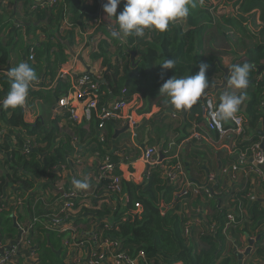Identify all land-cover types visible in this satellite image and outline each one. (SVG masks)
<instances>
[{"label": "trees", "instance_id": "1", "mask_svg": "<svg viewBox=\"0 0 264 264\" xmlns=\"http://www.w3.org/2000/svg\"><path fill=\"white\" fill-rule=\"evenodd\" d=\"M40 1H22L25 11L23 16L27 19L12 22L10 32L17 34L19 27L26 30H35L39 25V28L46 27L47 38L26 44L23 55L25 61L36 71L38 80L44 73L50 74L54 80L52 90L46 93L41 87L38 88L43 81H35L27 96L29 99L33 96L41 98L44 105L54 104V117L49 120L37 117L33 122H26L25 105L16 109L0 108V128L5 129L0 139V243H9L16 238L18 229L13 225L14 217L19 226H28L23 233L22 242L24 245H31L35 257L34 260H27L25 255L19 254L14 256L11 264H87L83 258L79 261L77 252L72 260L69 259V247L65 242L87 240L94 227L95 235L103 239L119 240L132 257L142 250L144 259L138 264H251L238 259L232 242L236 241L238 234L244 232L252 238L260 235L253 243L254 255L264 264V205L260 199L251 198L256 192L254 183L258 180L264 188V179L251 171L248 163L252 156V145L264 138V68L257 75V67L264 64V0H232V7L236 11L234 15H214L210 10L216 5L209 3V0H195L196 7L190 8L186 19L170 23L165 32L145 29L143 37L121 35L125 45L120 38L112 37L111 30H104L109 38L108 42L104 39L86 38L84 45L87 44L91 59L101 60V66L106 67L103 80L97 79L94 74L90 75L92 82L98 84L99 90L97 104L91 110L88 121L71 120L68 108L57 105L56 100L72 90L76 76L73 74L71 77H55V69L58 64L66 61L67 57L63 53L66 48L65 41L71 42L75 34L73 30L76 25L71 20L72 15L92 17L98 0H94L93 8L83 6L80 0H61L58 4L49 6H41ZM121 5L124 6L123 2ZM65 13L74 28L60 33L58 29ZM250 13L252 16L249 18ZM250 22L258 28L257 31L250 28ZM82 24L84 27L91 26L83 22ZM220 40L230 42V49L235 54L230 66L244 62L254 65L249 74L250 81H253L245 90V108L239 112L244 119L243 131L238 135L229 133L223 140L224 144L233 140L234 150L243 152L246 156L235 172V177L228 178L222 169L215 173V180L208 185L215 191L212 196H208L203 189L198 188L199 185L192 183L189 188L180 191L176 184L164 177L163 167L166 164L174 165L179 160L187 175L186 165L179 154L168 149L164 140L161 151L165 156L159 163L147 164L143 183L136 184L132 180L123 179L117 167V157L110 152L109 142L118 139L112 138L113 132L120 126L119 123H125V118L117 115L107 119L103 128L108 134L104 131V141H100L98 115L102 107L118 99L129 102L135 93L141 94L147 104V98L158 95L166 79L173 75H194L199 71L201 62L209 64L206 71L209 87L205 92L213 94L217 91V101L220 103L224 87L214 91V86L221 82L222 67H226L222 55L227 53L215 49V44ZM55 47L58 48L57 51H54ZM31 48L34 60H29ZM9 49L0 40V69L6 72L11 69L8 63ZM114 52L120 54L118 59L110 57ZM133 55L138 56V59H133ZM165 58H174L176 65L173 70H165L164 78L161 79L159 64ZM9 90L10 81L6 73L0 72V101ZM165 102L169 104L173 117L181 121L187 119L186 114L182 116L185 111L176 110L170 103V98ZM149 106L150 104L146 110H149ZM200 116L202 106L197 102L189 109L188 118L199 120ZM230 126L231 124L226 127ZM187 127L193 126L184 122L182 129L177 127V130L183 131L181 139L188 137V132H184ZM194 131L198 132L193 127L189 137ZM162 137L166 139L165 136ZM216 137L218 140L221 138L218 132ZM25 145L30 147L28 153L23 152ZM200 146L196 144L194 147ZM146 147L153 145L147 144ZM220 151L230 165L239 163L236 151L229 153L227 147L225 149L221 146ZM78 154L80 162L89 154L102 160L100 164L106 157L112 159L115 170L111 174L120 177L119 190L111 189L110 175L94 182L92 169H78ZM62 168L69 169L70 172L66 175L61 190H58L55 185L60 180L62 182ZM210 171L214 172V169ZM224 176L227 178L223 179ZM73 178H87L91 185L89 189L83 190L85 197H71V218L76 220L77 216L85 215L88 223L92 225L87 231L78 226L76 233L80 234V239L72 238L69 232H62L59 225L53 228L47 225L53 218H63V213L55 214L52 204H61V192H67L74 187ZM7 189L11 191L10 195L4 196ZM40 189H49L54 192V196L38 197ZM11 196L23 200L22 206L9 204ZM82 199H94V202L86 207ZM189 199L194 205L200 204V210H205L198 217L199 221L195 226L188 223L189 214L183 209V202ZM229 212L234 213V222L227 221L225 216Z\"/></svg>", "mask_w": 264, "mask_h": 264}, {"label": "crops", "instance_id": "2", "mask_svg": "<svg viewBox=\"0 0 264 264\" xmlns=\"http://www.w3.org/2000/svg\"><path fill=\"white\" fill-rule=\"evenodd\" d=\"M22 1L23 0H17L16 2H14L13 0H0V40L1 42H3V45H8V49L10 48L8 63H10L11 68L15 67L18 63L25 61L23 49L25 48L26 44L42 41L43 39L47 38L48 34V31H45L46 27L43 26L39 28L40 25L35 30H26L24 27H19L16 31L17 34L10 32V26L12 22H14L15 20L22 21L23 19H27L23 16L25 11L23 10L21 5ZM80 1L83 6L89 8L94 7V0ZM105 3L106 0H98L96 10L93 13L92 17H78L77 15H72L71 20L73 19L76 25L73 30L75 34L73 35L72 41L68 42L69 47L66 45V48L63 51L67 59L62 64H58L57 68L55 69V77H59L61 72H66V76H68V74L71 72L75 75H79L82 72H85V65H87L90 67V73L99 76L101 79L104 78L103 72L104 70H106V67L101 66V60L91 59V57L89 56V50L86 47L87 44L84 45V37L88 39H104L108 42L109 38L104 30H107L109 32V30L118 27L115 17L108 18L107 14L104 12L103 5ZM123 7L124 6H122L121 4L118 6L117 14H119L123 10ZM82 22L91 26L86 28L84 27ZM42 35H44L45 38H43ZM120 40L122 44L125 45L126 42L124 40V37H121ZM57 50L58 48L55 47L54 51ZM71 52H73L74 55ZM77 55H81V60L77 58ZM110 57H113V59H118L120 57V54L114 52L111 53ZM132 58L138 59V56L133 55ZM225 66H230V62H228L227 65L225 64ZM8 70H10V68ZM37 81H43L42 84H39L38 88L41 87L44 93L52 90L54 80L52 79L50 74L44 73ZM226 87L227 85L224 87V90H226ZM208 92L209 91L205 92L204 94ZM204 94H202L201 98L198 100V102L202 106V116H200V119L197 120L195 118H188L189 110H187L182 114V116L186 114L187 119L185 121H181L178 118L172 116L173 112L171 111V109H169V104L165 102V100L168 99L167 96L158 94L153 98H147L148 103L146 104V101L143 100L141 94H133L130 100V104L122 113L126 118V121L128 119L135 121V126L130 127L125 132L118 134V139H116L115 141L109 142V145L111 147L110 152L113 156L117 157V167L119 168L121 177L123 179L132 180L136 184L143 183L147 172V163L142 158L143 150L147 146V144L153 145V147L157 150V158L158 154L162 152L161 145L163 144L164 140H166L168 149L175 152L176 154H179L183 159V163H185L186 165V172L188 175V177L187 175L186 177L189 179L190 183L194 185L204 184L207 173L210 172L211 169H214V171H216L219 165H221L220 168L222 170L224 169L226 171H223V174L228 175V178H231L230 175L227 174L228 171L226 170L229 167L230 162L225 156L222 155V152H220L218 158L216 155V151H220V141L216 137V133L218 131L215 128H210L208 126L209 123L207 122L202 105ZM213 95L216 99H218L219 95L217 94V91L214 92ZM149 104V110H146ZM54 107V104L51 106H49L48 104L44 105L41 98L33 96L25 106L24 119L26 122H33L37 117H44L45 120H49L50 118L54 117ZM77 113H81V105L78 106ZM196 120L197 122L195 123ZM149 122H152V124H148ZM184 122L185 124L191 123V125L196 128V131L201 134L200 140L197 141L188 139L193 127H187L184 132H188V137L181 139V134L183 133V131L177 130V127L180 126V129H182V124H184ZM119 124L120 126L116 127L115 130L120 129L123 126L121 123ZM164 124H171V126ZM229 124H231L230 120L224 122L225 126ZM82 126L85 127L84 125ZM104 131H106L107 135L108 131L105 129ZM158 136L160 137L157 139ZM162 136H165L166 139H164ZM112 138L114 139L113 136ZM194 144H199L201 146L194 147ZM199 148H202V150H200ZM101 161L102 160H97L89 154L87 155V158L83 162H81V164L77 165V168L91 170L96 166H101ZM69 172V169H65L62 171V182L61 180L58 181L60 186L63 185L64 179ZM225 178L227 177L224 176L223 179ZM181 187L182 186L179 187V190L183 191L184 189H181ZM254 187L256 192L252 195L251 198L260 199L262 205H264V188L261 186L260 181L257 180L254 183ZM9 193L10 190L7 189L4 193V196H6V194L9 195ZM176 194L178 196V192H176ZM42 195H44L43 198L49 196L50 198H52L54 196V192H50L49 189L46 190L45 193L43 191H39L38 197H42ZM179 195H181V193H179ZM101 203L102 201L100 202V204ZM84 205L88 206V202L84 203ZM183 205L184 211L189 214L188 223L191 226L193 224V226H195L199 221L198 217L203 215L205 213V210H200L201 205H194V203L190 199L188 201H184ZM52 206L55 208V214L60 211V209L57 210L61 206V204L59 205L58 202L53 203ZM77 217L78 218L74 220L75 224L80 223L83 226H86L88 224L85 215ZM90 226L92 228L91 223ZM236 237V241L233 240L232 242V248L233 251L238 254L242 253L246 249V247L248 246V240L252 237L248 236V234L245 232L243 234H238ZM82 249L86 250L85 245ZM254 251L255 247L252 245L250 252L243 257L244 262L251 264H262V261L254 255ZM75 253L76 251H72V255H74ZM174 264L179 263L177 262Z\"/></svg>", "mask_w": 264, "mask_h": 264}, {"label": "built area", "instance_id": "3", "mask_svg": "<svg viewBox=\"0 0 264 264\" xmlns=\"http://www.w3.org/2000/svg\"><path fill=\"white\" fill-rule=\"evenodd\" d=\"M61 0H41L40 5L41 6H49L58 4ZM62 25H60L58 31L60 33H63L65 30L73 29L74 24L69 20L68 14L65 13L62 19ZM86 41V37H85ZM29 60H34V53L33 48L30 49V55ZM0 72L7 73L5 70L0 69ZM67 75L66 72H61L59 77L65 78ZM70 75V74H68ZM90 75L92 73L89 72H83L79 76L76 77L75 82L73 84V88L71 91H69L66 95L62 96L58 99L57 105L59 107H67L69 113H70V119L74 120H81L85 119L86 121L90 118L91 110L95 108L97 104V91L99 90L98 84L95 82H92ZM72 75H70L71 77ZM97 79H99V76H96ZM211 104L212 109L218 106V102L213 99L210 95H206L203 101V108L204 112L206 113L208 123L211 127L215 128L221 138H220V146L229 149V153H233L236 151L237 158H239V163H233L231 164L226 170L228 171L227 174L230 175V177L233 179L235 176V172L238 170L239 165L242 164V161L246 158L243 152H239L238 150H234L235 142L233 140H230L228 143H223V140L225 137L230 133L233 134H240L243 131V115L240 113H237L234 119H230L231 126L226 127L224 123H222L220 126H217L210 118L209 112ZM81 105V113L78 114V106ZM129 105V102L123 99H118L114 102H111L110 105H105L102 107L99 116V122H98V128L100 129L99 133V140L104 141V125L107 119L115 116L122 115L123 111L126 110V107ZM124 117V116H123ZM125 118V117H124ZM130 120V119H129ZM126 121V118H125ZM131 127H134L135 121L130 120ZM5 132L4 128H0V139L2 138L3 134ZM201 136L198 132H192V135L188 139H196L200 140ZM29 145H25L22 149L23 152L28 153L29 151ZM252 161L249 162L250 164V170L254 173L258 174L262 179H264V172L260 169V165L264 163V154L262 149L260 148V142H255L252 147ZM78 152V151H77ZM157 150L154 147H145L143 150L142 158L147 164L152 163H159L156 158ZM176 158H178L176 156ZM179 159V158H178ZM81 159L79 158V154L77 155V164H81ZM244 162V161H243ZM66 168H62V170H65ZM92 180L94 182H99L101 178L105 177L107 174L110 175V187L111 189L115 188L116 190H119V181L120 177L115 176L111 174L113 170H115L113 163L111 162V159L109 157H106L103 159V162L101 166H96L92 169ZM224 172H226L223 169ZM163 175L165 178L168 179L169 182H172L176 184V186L181 189H187L191 185L189 179L186 177L184 168L182 163L178 160L174 165L166 164L163 167ZM215 180V171H210L207 173L206 176V183L199 185L198 188L203 189L208 196H212L215 191L212 190V188L209 185V183H212ZM59 190L61 189V186L59 183L55 185ZM40 191H43L45 193L46 190L40 189ZM11 192V191H10ZM10 195V193H9ZM86 193L83 190H77L75 187L69 189L67 192H62V195L60 196L61 200V209L60 213H63L64 216L62 219L53 218L50 220V222H47V225L49 228H53L56 225H59L60 230L62 232H69V235L72 236V238H82L80 234H77V228L78 226L74 224L73 219L71 218V211L73 209V202L71 200V197H79L80 199L82 197H85ZM5 199V198H4ZM22 201L19 198H13L10 197L9 204L14 206H22ZM82 203L88 202V205H91L93 203V200H81ZM0 206V210H1ZM226 219L228 222H234L236 220V217L234 213L229 212L226 214ZM36 219V218H35ZM34 219V220H35ZM109 225V222H107ZM95 233V227L90 231L89 238L87 240H84L83 242H73L68 243L65 242V244L69 247V259H73L75 256L72 255V251H76L79 253V261L83 258L87 261V264H138L139 261L144 259V252L142 250H139L135 256H130L127 251L122 247V244L117 239H108V238H101L98 237ZM85 245L86 250L82 249ZM0 247H3V250L0 252V264H11L13 262V258L18 254L19 249H25L30 252V255L26 258L27 260H34V253L32 250L31 245H24L22 242V238L20 239L18 244L10 245L9 243H0ZM23 255V254H22Z\"/></svg>", "mask_w": 264, "mask_h": 264}, {"label": "clouds", "instance_id": "4", "mask_svg": "<svg viewBox=\"0 0 264 264\" xmlns=\"http://www.w3.org/2000/svg\"><path fill=\"white\" fill-rule=\"evenodd\" d=\"M122 2L124 4L123 10L117 14V8ZM195 7V0H106V3L103 5V10L108 18L115 17L118 28L111 29V35L113 38L119 39L121 35L143 37L145 29L165 32L168 30L170 23H174L178 19H186L190 14V8ZM159 65L161 68V79H163L164 71L173 70L176 65V60L174 58H165ZM253 67L254 65L252 63L244 62L243 64H233L228 68L229 72L226 78L227 87L220 96V103L215 98L219 103L218 106L212 109L211 104L209 105V116L217 126H220L222 122L234 119L236 114L242 110V105L247 98L245 90L250 84L249 74ZM208 68L209 64L201 62L199 64V71L194 75L180 77L173 75L163 82L159 89V94L170 98V103L178 111L191 109L197 104L202 94L209 87V80L206 78ZM69 74L73 75L72 72ZM6 75L10 81V90L6 97L0 101V108L16 109L22 107L30 88L38 80L36 71L29 63L20 62L10 70L7 69ZM79 75L75 76L77 77ZM211 94V92H208L203 96L205 98L206 95L211 96ZM72 185L77 190H87L91 187L87 178L84 180L73 178Z\"/></svg>", "mask_w": 264, "mask_h": 264}, {"label": "water", "instance_id": "5", "mask_svg": "<svg viewBox=\"0 0 264 264\" xmlns=\"http://www.w3.org/2000/svg\"><path fill=\"white\" fill-rule=\"evenodd\" d=\"M65 44L69 47V44H68V41H65ZM73 55H74V53L73 52H71ZM77 58H79L80 60H81V55H77ZM230 66H226V67H222V71H223V76H222V79H221V82L219 83V84H217V85H215L214 86V91H216L217 89H222L223 87H225V85H226V78H227V75H228V72H229V68ZM85 71L86 72H88L89 71V66H87V65H85ZM264 68V64H262V65H259L258 67H257V75H259L260 74V72H261V70ZM253 80H251L250 82H252ZM56 101H58V99L56 100ZM244 108H245V104L243 105V107H242V111H244ZM130 126H131V123H130V121L128 120V121H126V123L124 124V126L122 127V128H120V129H116L115 131H114V134H113V137L115 138V137H117V135L118 134H120V133H122V132H125L127 129H129L130 128ZM260 148L262 149V151H263V154H264V138L261 140V142H260ZM216 155H217V158L219 157V154H220V151H216ZM165 156V154L164 153H162V152H160L159 154H158V162H160L162 159H163V157ZM252 161V158L250 157L249 159H248V162H251ZM220 167H221V165H219V167L216 169V174L219 172V170H220ZM260 168L264 171V163L263 164H261L260 165ZM13 216V215H12ZM13 225H14V227H16L17 229H18V233H17V236H16V239L15 240H12L9 244L10 245H13L14 243H16V244H18L19 243V241H20V239L22 238V235H23V233L24 232H26L27 231V228H28V226L26 225V226H24V227H20L18 224H17V222H16V220H15V218L13 217ZM260 238V235H257L256 237H254V238H250L249 240H248V246L246 247V249L242 252V253H238V258L240 259V260H242L243 259V257L245 256V255H247L249 252H250V250H251V246L253 245V243L256 241V240H258ZM3 250V247H0V252ZM18 254H24L25 256H29L30 255V252L28 251V250H25V249H23V250H18Z\"/></svg>", "mask_w": 264, "mask_h": 264}, {"label": "rangeland", "instance_id": "6", "mask_svg": "<svg viewBox=\"0 0 264 264\" xmlns=\"http://www.w3.org/2000/svg\"><path fill=\"white\" fill-rule=\"evenodd\" d=\"M232 0H209V3H212L214 5H216V7L214 9H211L210 11L214 14V15H219L220 13H223L225 15H234L236 13L235 9L232 7ZM252 15L251 13L248 14V17L250 18ZM250 28L252 30L257 31V27L253 24V22H250ZM215 49L222 51V52H227L225 54L222 55L223 57V63L224 64H228V62H231V60L233 59V57L235 56V54L232 52V50L230 49V42H226L225 40H220L219 42H217L215 44ZM220 81V80H219ZM211 97L213 99H215V96L213 94H211ZM31 100L29 98L26 97L25 103L24 105L26 106L28 104V101ZM130 104V101H129ZM77 226H82L83 229L85 230H90L91 226L90 223H88L86 226L81 225L80 223L76 224Z\"/></svg>", "mask_w": 264, "mask_h": 264}, {"label": "flooded vegetation", "instance_id": "7", "mask_svg": "<svg viewBox=\"0 0 264 264\" xmlns=\"http://www.w3.org/2000/svg\"><path fill=\"white\" fill-rule=\"evenodd\" d=\"M22 236H23V235H22ZM15 239H16V238H15ZM15 239H14V240H15ZM9 243H10V242H9ZM14 244H16V243H14ZM20 250H23V249H20ZM23 255H24V254H23Z\"/></svg>", "mask_w": 264, "mask_h": 264}]
</instances>
